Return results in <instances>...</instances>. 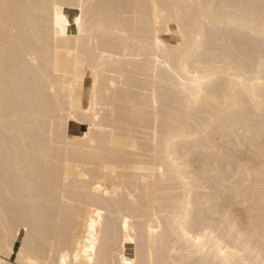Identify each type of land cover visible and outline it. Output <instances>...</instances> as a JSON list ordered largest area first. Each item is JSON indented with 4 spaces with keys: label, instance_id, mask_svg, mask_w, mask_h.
Instances as JSON below:
<instances>
[{
    "label": "snow or ice",
    "instance_id": "snow-or-ice-1",
    "mask_svg": "<svg viewBox=\"0 0 264 264\" xmlns=\"http://www.w3.org/2000/svg\"><path fill=\"white\" fill-rule=\"evenodd\" d=\"M13 7L7 0H0V14L6 21ZM32 7L39 9L40 13L28 17L20 31L37 36L38 47H32L23 39L19 41L21 68L25 71L39 69L41 56L51 53L54 10L55 75L62 79L59 88L53 84L52 94L58 98L60 93L70 95L75 110L82 75L88 72L92 75L87 110L80 108L79 112L65 114L57 109L50 117L53 135L39 145L40 154L46 158L52 153H59L56 162L63 169L65 186L70 183L73 169L80 173V167L72 160V150L77 145H86L89 140L93 145L97 143L90 135L82 139L69 137L65 132V121L79 119L89 125L90 133L93 129L111 133L115 142L116 132L105 121L109 113L115 116L116 94L120 89L129 87V74L142 70L152 84L149 108L151 105L159 107L157 86L160 85L176 97L189 119V123L175 133L174 139L171 133L158 137L147 166L137 169L143 176V194L149 201L153 199L154 186L160 184L174 186L176 191L183 194L170 201L157 199L149 209V215L143 221L148 237L146 254L151 257L148 264H194L192 257H199V264H264V54L258 79L238 69L234 71L236 65L226 53L217 52L211 57L203 55L213 44L221 42L225 31L258 35L264 48V0H260L259 5H248L252 11L243 13L221 12V9L227 10L231 6H217L205 0H190L179 5L156 2L137 4L134 7L137 9V21L144 30V38L134 48L127 43H121L117 48L110 40L127 36V32L122 31L124 5H98L93 0H79L71 5L79 9V15L75 17L78 34L71 38L66 32L68 20L62 15L65 5L57 0ZM141 9L145 11L142 13ZM44 15L48 22L46 37L42 27ZM193 18L197 21L195 28L189 26ZM164 24L175 26L178 42H174L172 48L164 46L157 38ZM8 27L6 22L5 30ZM17 31L13 25V34ZM223 42L227 45L226 36ZM188 49L191 52L182 54ZM65 53L67 63L62 67V54ZM224 76L232 79L234 92L231 97L221 101L210 95V86ZM49 83L53 82L49 80ZM148 95L145 92V96ZM211 104H221L228 117L223 125V139L213 140L207 133L202 135L195 120L196 114ZM131 107L135 109L136 105L132 104ZM17 119L14 115H5L0 123L5 137L15 135L23 151L30 155L36 146L29 144L23 131L9 129V123ZM257 122L261 158L260 167L254 172L253 163L230 148L233 142L254 143L253 127ZM225 143L228 144L227 149ZM104 171H111L113 177L117 174L115 168L106 167ZM81 179L88 181L91 178L81 173ZM94 190L103 192L104 196L110 195L103 191L100 184H96ZM200 193L208 194L207 214L198 211L195 205ZM104 214L95 207L90 209L91 223L85 220L89 238L86 241L81 238L79 243L73 239L67 251L62 247L60 251L64 252V256L59 264H72L73 251L76 264H97L94 259L95 218ZM123 225L126 236L129 219L124 218ZM28 231L24 229L25 233ZM16 237L14 227L9 229L5 226L0 231V264H13L12 256H15L14 264H56L55 260L41 259L36 254L28 235H25L24 243L16 253ZM256 237L260 240V256L252 259L257 251L253 246ZM115 255L119 258L113 260L112 264H142L139 259L130 261L120 256L118 240Z\"/></svg>",
    "mask_w": 264,
    "mask_h": 264
},
{
    "label": "bare ground",
    "instance_id": "bare-ground-1",
    "mask_svg": "<svg viewBox=\"0 0 264 264\" xmlns=\"http://www.w3.org/2000/svg\"><path fill=\"white\" fill-rule=\"evenodd\" d=\"M14 7L10 10L7 21L0 14V121L5 115H14L18 119L9 123L10 131H23L30 145H35L36 150L30 155L26 154L21 142L15 135L5 137L3 125L0 123V231L5 226L15 228L17 232L14 251L19 252V247L24 243L25 235L29 236L34 245L36 254L41 259L55 260L59 264L64 252L71 247L73 239L77 243L88 237L85 220L91 223L90 209L105 214L96 217V241L94 259L97 264H112L119 257L115 255L117 240L119 241V255L130 261L139 259L142 264H148L151 257L146 254L147 231L143 227L144 219L149 215V209L155 201H170L182 197V193L175 190L174 186L160 184L154 186L153 199L149 201L143 194V176L137 171L142 166H147L149 158L155 151V141L171 133L182 130V126L189 123L180 102L173 95L167 93L163 86L158 85V105L150 104L152 84L142 70L134 71L128 76L129 87L120 89L116 94L115 116L109 113L106 125L116 132L115 142L108 132L93 129L89 132V125L79 119L65 121L66 134L74 139H82L90 135L97 143L77 145L72 150V160L80 167V173L73 169L70 173V183L65 186L63 182V169L56 162L59 153H52L47 158L40 154L39 145L51 139L53 127L51 116L59 109L65 114L73 111L79 112L80 108L87 110V100L92 88V75L88 72L82 75L78 90V99L75 110L71 96L59 94V98L51 92L53 84L60 87L61 79L55 75V12L52 16V50L48 55H42L40 68L25 71L21 68L19 57L21 39L28 41L32 47H38L37 36L20 31L26 24L27 18L37 16L40 10L32 7L43 3H53L57 0H7ZM65 5L62 15L67 18L66 32L69 38L78 33L75 29V17L79 9L71 7L79 0H58ZM98 5L118 4L124 5V19L122 31L127 32L126 37L110 38L118 48L121 43H127L130 48L137 46V42L144 38L142 24L137 21V4L150 5L153 2L166 5H179L190 0H93ZM217 6L228 5L229 9L221 12H250L248 5H259L260 0H205ZM142 13L144 9L140 10ZM171 11V10H170ZM257 15L259 9H256ZM70 13L72 18H69ZM8 23L7 30L4 24ZM195 18L189 21V26L195 28ZM18 29L13 34L12 26ZM45 37L47 35V16L43 17L42 25ZM174 25L164 24L159 30L158 39L161 43L172 48L178 42ZM39 35V34H37ZM170 36V42L164 36ZM227 38V45L224 38ZM43 51V49H40ZM191 52L188 49L185 53ZM227 54L233 60L237 69L245 75L251 74L258 79L260 61L264 48L258 35L253 36L244 31H225L221 42L213 44L212 48L203 53L211 57L215 53ZM195 55V53H193ZM218 58V57H217ZM67 63L66 53L62 54V67ZM144 76V78H141ZM51 80L53 83H49ZM259 90V83L256 84ZM145 92L149 95L146 97ZM234 92L233 81L224 76L213 82L210 86V95L218 100H225ZM132 104L136 108L131 107ZM159 117V122L157 121ZM243 119V117H241ZM195 120L199 124L201 134L213 140L224 138L223 125L228 121L221 104L204 106L196 114ZM71 126H85L80 133L72 134ZM77 126V127H78ZM76 127V126H75ZM58 133V128L56 129ZM254 143L252 141L233 142L230 150L239 152L253 163L254 172L260 167L261 144L260 128L257 122L253 127ZM7 139V143L5 142ZM226 149L228 144L225 143ZM116 169V176L112 172H105V168ZM83 175L90 176V180L83 181ZM95 181V183H93ZM96 184L103 192L95 191ZM131 197V198H130ZM208 194L200 193L196 197L195 205L198 211L208 213ZM70 201L71 203H66ZM129 219V228L125 236L123 219ZM165 227L167 221L164 222ZM27 228L29 231L24 232ZM257 249L256 259L260 256V240L256 237L253 244ZM13 264L15 256L11 257ZM72 264H76L75 252L71 253ZM214 259V257H213ZM194 264H199V257H192Z\"/></svg>",
    "mask_w": 264,
    "mask_h": 264
},
{
    "label": "rangeland",
    "instance_id": "rangeland-1",
    "mask_svg": "<svg viewBox=\"0 0 264 264\" xmlns=\"http://www.w3.org/2000/svg\"><path fill=\"white\" fill-rule=\"evenodd\" d=\"M68 15H69V18L71 19V18H72V17H71L72 15H71L70 13H68ZM164 38H165L166 40L170 41V42L173 40L172 37H170V36H166V35L164 36ZM71 125H74V124H71V123H70V131H71L72 134H74V133H75V134H76V133L78 134V133H80L81 131H83V130L85 129V126H78V125H75V126H76V127H75V126H71ZM77 126H78V127H77Z\"/></svg>",
    "mask_w": 264,
    "mask_h": 264
}]
</instances>
